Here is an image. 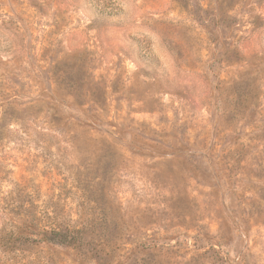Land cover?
<instances>
[{
	"label": "rangeland",
	"instance_id": "obj_1",
	"mask_svg": "<svg viewBox=\"0 0 264 264\" xmlns=\"http://www.w3.org/2000/svg\"><path fill=\"white\" fill-rule=\"evenodd\" d=\"M0 264H264V0H0Z\"/></svg>",
	"mask_w": 264,
	"mask_h": 264
},
{
	"label": "trees",
	"instance_id": "obj_2",
	"mask_svg": "<svg viewBox=\"0 0 264 264\" xmlns=\"http://www.w3.org/2000/svg\"><path fill=\"white\" fill-rule=\"evenodd\" d=\"M217 88H218V85H217ZM248 98H249V100L250 101H253L254 100V95H252V91H250V96H247V97H244V101H247L248 100ZM251 106H253L252 108H255L256 107V104H251ZM62 107L63 108H66V109H69V107L67 106V104H63L62 103ZM86 119V120H85ZM84 120L86 121V122H88V125L89 126H93V125H95V123H96V121H97V119H96V117L95 116H93V115H90V116H88V117H86ZM46 234H52V235H54V236H58L59 235V232L57 231V230H54V229H51V231L50 232H45Z\"/></svg>",
	"mask_w": 264,
	"mask_h": 264
}]
</instances>
